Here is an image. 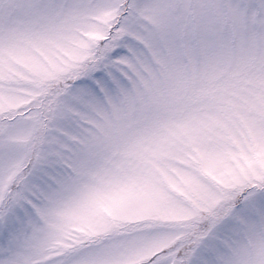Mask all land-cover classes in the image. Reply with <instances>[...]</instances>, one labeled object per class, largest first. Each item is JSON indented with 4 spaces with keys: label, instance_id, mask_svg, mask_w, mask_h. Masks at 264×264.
I'll use <instances>...</instances> for the list:
<instances>
[{
    "label": "rangeland",
    "instance_id": "obj_1",
    "mask_svg": "<svg viewBox=\"0 0 264 264\" xmlns=\"http://www.w3.org/2000/svg\"><path fill=\"white\" fill-rule=\"evenodd\" d=\"M0 264H264V0H0Z\"/></svg>",
    "mask_w": 264,
    "mask_h": 264
},
{
    "label": "trees",
    "instance_id": "obj_2",
    "mask_svg": "<svg viewBox=\"0 0 264 264\" xmlns=\"http://www.w3.org/2000/svg\"><path fill=\"white\" fill-rule=\"evenodd\" d=\"M28 113V112H27ZM27 113H25V114H23V115H26ZM19 115H17V114H15V117L12 115V117H2L1 118V120H2V122H4L5 121V123L6 122H8V121H11V120H14V119H16L17 117H18Z\"/></svg>",
    "mask_w": 264,
    "mask_h": 264
}]
</instances>
